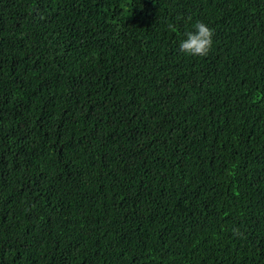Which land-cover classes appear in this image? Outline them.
<instances>
[{"label":"trees","instance_id":"trees-1","mask_svg":"<svg viewBox=\"0 0 264 264\" xmlns=\"http://www.w3.org/2000/svg\"><path fill=\"white\" fill-rule=\"evenodd\" d=\"M0 264H264V0H0Z\"/></svg>","mask_w":264,"mask_h":264},{"label":"clouds","instance_id":"clouds-1","mask_svg":"<svg viewBox=\"0 0 264 264\" xmlns=\"http://www.w3.org/2000/svg\"><path fill=\"white\" fill-rule=\"evenodd\" d=\"M192 28L180 41L181 52L193 57H207L213 47L214 30L203 21H196Z\"/></svg>","mask_w":264,"mask_h":264}]
</instances>
